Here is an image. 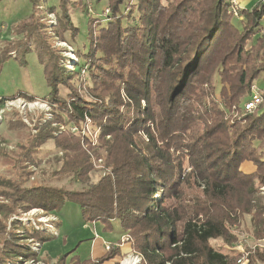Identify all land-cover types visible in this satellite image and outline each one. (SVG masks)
Wrapping results in <instances>:
<instances>
[{"label":"trees","instance_id":"trees-1","mask_svg":"<svg viewBox=\"0 0 264 264\" xmlns=\"http://www.w3.org/2000/svg\"><path fill=\"white\" fill-rule=\"evenodd\" d=\"M24 5L28 11L12 23L16 37L0 46V64L10 51L36 52L49 92L14 96L45 102L50 117L43 113L36 134L12 152L10 175L0 174V264L34 261V242L51 239L22 213L58 214L67 201L79 206L83 221L108 230L117 224L128 241L94 259L73 247L54 264H119L133 252L139 264H236L234 253L210 240L230 243V226L244 214L253 237L264 239V157L257 150L264 146V92L255 109L244 110L252 83L264 78V0L239 9L241 30L229 0H107L105 20L85 0ZM72 6L88 14V45L85 53L71 48L77 61L68 69L51 42L66 41V33L75 39ZM52 12L57 23L46 25L42 19ZM198 118L202 132L185 142ZM89 124L94 139L80 132ZM49 139L61 153L53 173L86 183L93 154L103 174L81 189L26 185L29 165L38 164L33 154ZM191 180L200 194L168 204ZM249 258L246 264H264V250Z\"/></svg>","mask_w":264,"mask_h":264},{"label":"rangeland","instance_id":"rangeland-1","mask_svg":"<svg viewBox=\"0 0 264 264\" xmlns=\"http://www.w3.org/2000/svg\"><path fill=\"white\" fill-rule=\"evenodd\" d=\"M17 1V4H15L18 7L15 6L12 8L6 7L8 5L7 1H1L0 46L6 43L8 39L10 40L16 37L13 31H11L12 23L16 22L17 19L23 18L24 15L21 13L22 9L23 14L28 11V7L25 6L26 4L24 5L25 1ZM85 1L88 10L91 11L93 16H97L101 20L106 19L103 11L106 8L107 0H100L98 2H94V0ZM44 3L50 6H57L58 0H44ZM70 16L73 24L77 27L75 39L72 40L66 33V41H56L53 39L51 42L54 48H59L62 63L66 67L70 65L68 60L70 59V55L73 54L71 48L73 47L74 50H78L80 53H85L88 45V14L86 11L79 9V7L72 6ZM42 20L47 23L46 25L54 26L57 23V13H47ZM232 21L234 26L238 30H241L240 21L235 18ZM15 55L16 53L14 51H10V56L0 64V147H3L7 153L4 156H0V174L4 175H10L9 163L14 158V153L12 152L16 151L17 147L26 144L28 135L33 136L36 134L37 129L35 125L38 123L37 120L40 119L43 113L46 114V118L50 117V107L45 102L40 100L30 101L20 96H14L16 92L23 91L41 98L49 92V87L43 75V64L40 62L36 52L32 49L24 54L18 53L16 57ZM68 69L70 68L68 67ZM252 84L255 85V93L259 89L261 92H264L263 77L258 78ZM59 89L60 94L65 96L67 92L65 88L60 87ZM250 90L246 94L247 98L249 97ZM237 115L238 113L234 114L235 117H238ZM16 119H20V122L19 124L13 125L12 122ZM190 129L193 139L190 138V141H188L185 138L184 140L189 143L192 141L195 142L200 132H202L203 124L201 120L199 118L196 119ZM90 130L89 124L84 131L94 137V133H91ZM74 132H79V130ZM18 144L19 146H17ZM257 150L258 153L262 152L264 157V146L258 147ZM33 156L38 164L29 165L28 168L31 169L32 173L28 177L26 185L44 183L47 186L61 189H81L87 184L95 182L103 174L102 162L95 160L93 154V170H91L86 183H81L69 175L53 173L60 163L56 161V157L61 156V153H58L51 139L38 145ZM246 168L250 169L251 166L248 165ZM200 190L201 188L193 180L181 183L178 199H171L167 203H183L191 195H199ZM21 216L42 221L49 227L47 228V232L51 237L50 240L39 244L37 241L34 242V245L38 244L36 248L34 246L37 258L34 261H24L23 264H54L56 257L60 253L66 252L73 247H76L74 253H77L80 258L94 259L113 246H120L124 243H122V236L116 240L117 235H120L117 224H115L114 230H108L103 228V225L99 222L83 221L80 217L79 206L72 201H67L58 211V214L46 213L41 209L34 208L22 213ZM230 230L234 235L230 243H225L220 238L212 239L210 243L220 248L223 252L234 253L236 264H246L247 260L250 259L249 257L255 254L257 247L264 250V239L256 240L251 233L250 215L244 214L241 222L230 226ZM106 245H110V247L106 249ZM242 253H247V256L239 263L237 259ZM125 258L135 260L136 264H139L140 257L134 252L125 255L122 259L118 260V263L121 264ZM111 262L104 264H110ZM255 264H263V262L256 260Z\"/></svg>","mask_w":264,"mask_h":264},{"label":"built area","instance_id":"built-area-1","mask_svg":"<svg viewBox=\"0 0 264 264\" xmlns=\"http://www.w3.org/2000/svg\"><path fill=\"white\" fill-rule=\"evenodd\" d=\"M229 1H230V8H231L232 17L235 18V19H237V20H239L241 18L240 17V14H239V9H240V7H239V0H229ZM107 11H108L107 9L104 10L105 13ZM71 51L73 52L72 49H71ZM69 58L70 59L68 61L70 62V65H67V64L66 65H67V67H69L70 69H72V67L74 65V62L77 61V57H76V55L73 52V54H71ZM83 73H84V70H82V74ZM254 88H255V85H252V87H251V93H250L248 99L244 103V110L246 112H251L262 101V97L260 95V92L257 91V93H255L254 92L255 91ZM87 127H88V125H86V128L85 129H87ZM71 131H73V132L74 131H78V128L75 127V126H72L71 127ZM83 131H84V129L83 130H80L81 133H83ZM94 137H92V138L94 139ZM24 217L25 216H23L21 218L23 220V222L30 221L34 225L35 229H38L39 226H42L44 229L49 228L42 221H37L35 219H31V218H28V217H25L24 218ZM48 224H50V223H48ZM48 226H50V225H48ZM122 239H121L122 240V243L123 242H126V241H128V236H126V235L125 236H122ZM34 246L36 248V246H38V244L37 245H34ZM105 247H106V249H108L110 247V245H106ZM33 249H34V247H33ZM246 256H247V253H242V255H240V257L237 259V261L240 263L243 259L246 258Z\"/></svg>","mask_w":264,"mask_h":264},{"label":"crops","instance_id":"crops-1","mask_svg":"<svg viewBox=\"0 0 264 264\" xmlns=\"http://www.w3.org/2000/svg\"><path fill=\"white\" fill-rule=\"evenodd\" d=\"M3 1H7L8 2V5L6 7H9V8L17 6L16 4L18 2L17 0H2V2ZM23 1L26 2V0H23ZM256 1H258V0H239V7L240 8H246V9L251 8L256 3ZM0 4H1V2H0ZM6 7H4V8H6ZM121 236H122V234L117 235L116 240H118ZM103 254H101V255H103ZM101 255H99V256H101ZM99 256H96V258L99 257Z\"/></svg>","mask_w":264,"mask_h":264},{"label":"bare ground","instance_id":"bare-ground-1","mask_svg":"<svg viewBox=\"0 0 264 264\" xmlns=\"http://www.w3.org/2000/svg\"><path fill=\"white\" fill-rule=\"evenodd\" d=\"M135 258V257H134ZM133 258V259H134ZM121 264H136V261L135 260H132V259H130V258H125L122 262H121Z\"/></svg>","mask_w":264,"mask_h":264}]
</instances>
